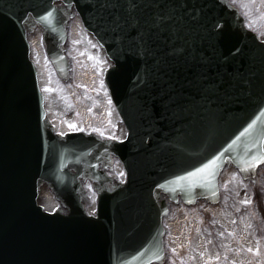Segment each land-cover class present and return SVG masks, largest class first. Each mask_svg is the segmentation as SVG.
Returning a JSON list of instances; mask_svg holds the SVG:
<instances>
[{
    "label": "water",
    "instance_id": "water-1",
    "mask_svg": "<svg viewBox=\"0 0 264 264\" xmlns=\"http://www.w3.org/2000/svg\"><path fill=\"white\" fill-rule=\"evenodd\" d=\"M180 2L138 0V5L146 16L156 11L170 16L171 29L156 40L162 51L180 43L189 54L202 51L210 62L196 69L187 56L168 59L158 66L155 83L144 86L137 58L125 51L119 30L109 23L122 11L112 0H0V264L161 261L168 205L158 201L160 193L181 195L186 203L216 202L226 164L253 178L264 163L253 159L264 155V43L246 29L229 0H211L203 18L226 26L225 61L210 42L201 43L189 12L192 0L188 8L172 10ZM73 7L115 63L106 81L129 130L124 143L77 133L61 137L49 130L27 35L37 26L43 29L48 56L67 77L64 44ZM112 152L128 173L113 189L98 173ZM213 158L211 167L196 171ZM80 178L101 183L97 216H89L82 204ZM44 183L68 215L38 205Z\"/></svg>",
    "mask_w": 264,
    "mask_h": 264
},
{
    "label": "rangeland",
    "instance_id": "rangeland-1",
    "mask_svg": "<svg viewBox=\"0 0 264 264\" xmlns=\"http://www.w3.org/2000/svg\"><path fill=\"white\" fill-rule=\"evenodd\" d=\"M232 2L245 15V17L248 18L249 26L256 29L259 33L261 32L260 35L264 39V0H232ZM78 26H82L79 19L72 21L70 25L72 29L70 30L67 48L72 64V79L65 84V87L58 86L57 81L51 79L46 72L48 68L45 62L46 59L42 56L43 51L40 33L37 32L31 36V41L34 43V58L37 60L42 71L43 83L47 88L46 91L48 90L47 93L50 98L49 102L53 104V112L62 110L64 106L63 103L70 104L72 99L78 103L76 106L78 110L77 118H65L61 123V127L64 129L70 128V125L77 127V125L84 124L88 127L92 122L101 126L105 123L107 117L106 114H110V99L104 86L103 77L107 64L101 63V61H104V58L101 55L102 53L99 52L97 45H95L96 43L94 39L89 36L86 31H78ZM101 81H103V85L101 84ZM113 113L115 115L114 111ZM67 114H69V112ZM80 116L81 118L78 120ZM117 120L120 121L118 116L113 120V123ZM107 123L108 122H106V125ZM121 127L123 128V126ZM228 174H230L229 171H226L223 174L221 180L222 183H227L229 181ZM235 178L239 182L241 181L237 176H235ZM40 192L41 196L39 203L45 208V210H55L56 207L60 206L59 202L55 199L53 193L50 192L47 186H43ZM246 198L245 195H240V202L246 200ZM204 205L205 203H199L195 209L187 207L189 209H186L187 212L184 214L189 222L184 223L182 221L181 227L185 232L184 236L181 239L179 238L183 243L190 242L194 247H198V249H200V240H204L205 244L207 242V238H205L207 233L206 228L204 227L207 217L208 219L214 218L216 221L215 223L221 226L232 223L233 220L232 218H229L228 215H225L228 214V210L227 208L224 209V205L211 208L209 212L212 213V215L210 217L204 214L206 208ZM177 208L178 210L179 208L185 209V206ZM242 219L238 220L237 223L242 227L243 235L246 238L252 237L254 233L251 230L250 225L246 228L247 222H244V220L242 221ZM235 223L234 220L233 224L235 225ZM187 225H189V227H187ZM177 235L179 236V234ZM231 249L232 246L228 245L229 252ZM209 254L211 256L214 255L207 253V255Z\"/></svg>",
    "mask_w": 264,
    "mask_h": 264
},
{
    "label": "flooded vegetation",
    "instance_id": "flooded-vegetation-1",
    "mask_svg": "<svg viewBox=\"0 0 264 264\" xmlns=\"http://www.w3.org/2000/svg\"><path fill=\"white\" fill-rule=\"evenodd\" d=\"M106 115L107 117L103 125L99 126L98 124L92 122L90 125H88V127L84 124L78 125L79 127L76 130L96 133L101 137H112L116 139L122 138L120 137L121 129L118 130L115 123H113V120L115 119L113 112H111L110 116L108 114ZM80 118L81 116L78 118V120ZM110 118L112 124L110 123ZM106 122H108L107 125ZM110 132L111 134H108ZM229 172L230 174H234L232 171ZM121 173L123 172L116 171L115 165V170L112 171V174ZM230 174H228L229 179ZM256 181L257 184L255 188H257V191L256 193L254 191L253 193H249V195H253L252 200L249 199L251 200V203L249 204L235 203L234 199H231L230 197L227 198L224 195L220 204L205 203L204 207L206 206V208L204 210V214L210 217L212 215V213L209 212L211 208L224 205V209L227 208L228 210V214L225 215H228L229 218H232L233 220L232 223L221 226L215 223L216 221L214 218L208 219L207 217V221L204 224L207 234L203 233L206 234L205 238H207V242L205 244L204 240H200V249H198V247H194V245H192L190 242L183 243L181 240H179V238L181 239L184 236L185 232V230L181 227L182 221L184 223L189 222V220L186 218V215L184 214L187 212L186 209H189L187 208L188 206L180 201L174 206L173 209L170 207V213L164 220V227L166 230L164 244L166 261L163 264H205L206 260L207 264H231L233 260L237 261V264H264V235H261V231H264V201L262 202L261 199V197H263L264 200V193L260 192V181ZM163 199H166V196H163ZM184 206L185 209L179 208L178 210L177 208ZM193 208L195 209V207ZM238 215L240 216V219L235 220V216ZM241 219L242 221L244 220V222H247L246 228L250 225V228L254 233L252 237L246 238L243 235L242 227L237 223L238 220ZM234 220L236 222L235 225L233 224ZM187 227H189V225H187ZM220 233H223V235H220ZM177 234H179V236ZM228 245L232 246L230 252L228 251ZM173 248L176 249V252L172 251ZM249 248L254 250L259 248V253L257 254L256 251L250 252L248 251ZM207 253L214 255H207ZM217 255L220 256L219 260L209 259V256L215 257Z\"/></svg>",
    "mask_w": 264,
    "mask_h": 264
},
{
    "label": "snow or ice",
    "instance_id": "snow-or-ice-1",
    "mask_svg": "<svg viewBox=\"0 0 264 264\" xmlns=\"http://www.w3.org/2000/svg\"><path fill=\"white\" fill-rule=\"evenodd\" d=\"M210 5L211 0H192V7L189 8V12H194L191 18L197 23L198 33L202 38L201 43L205 44L206 42H210L214 54L219 53L226 61L227 57L223 56L221 49V45L226 41V26L221 25L219 19L203 18L205 8L210 9ZM112 6L115 8L119 7L122 11L119 15L111 19L109 23L115 30H119L121 40L126 44L125 51L137 58L138 70L142 73V75L138 77V80L144 86L155 83L158 66L168 59H184L187 56L196 69L204 68L206 63L210 62L202 51L194 49L196 54H189L185 45L180 43L173 44L163 51L156 46V40L159 35L171 29V25L168 23L170 20L169 15L156 11L151 16H146L140 11L138 0H125V4L123 5L117 3V0H112ZM176 7L188 8V0H181L179 5L174 3L171 6L172 10H175ZM46 15L51 16V13H47ZM202 19L203 22H201ZM101 63H105V61H101ZM140 64H142L143 67H139ZM114 71H119V69H114ZM224 71L226 72L227 70L225 69ZM200 75L203 76V73L201 72ZM244 83H247V81H244ZM101 84L103 85V81H101ZM251 126L250 124L249 128H251ZM70 127H74V125H70ZM247 131L248 129H245V132ZM61 135H63V133H61ZM253 159L256 164H259L261 160H264V155L254 157ZM214 160L215 158L196 171L200 172L208 169L211 167ZM246 167L248 166L246 165ZM193 174L194 173H188L189 176ZM121 175H123V173H121ZM177 179H183V177H178ZM243 203L249 204L251 200L246 199ZM220 235H223V233H220ZM172 251L176 252V249L173 248ZM248 251H256L258 254L259 248L255 250L249 248ZM209 259L219 260L220 256H209ZM205 264H207V260ZM231 264H237V261L233 260Z\"/></svg>",
    "mask_w": 264,
    "mask_h": 264
}]
</instances>
